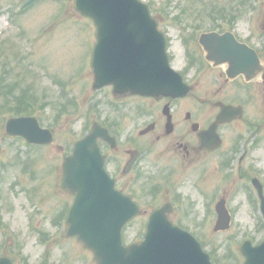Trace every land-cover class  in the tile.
I'll return each instance as SVG.
<instances>
[{
	"label": "rangeland",
	"instance_id": "1",
	"mask_svg": "<svg viewBox=\"0 0 264 264\" xmlns=\"http://www.w3.org/2000/svg\"><path fill=\"white\" fill-rule=\"evenodd\" d=\"M23 1L25 0H0V254L13 257L15 264L18 263L17 247H22L35 260H40L41 252L47 249L40 244L39 232L50 226L52 216L60 212L67 202L68 194L59 185L61 163L74 141L95 121L97 113L91 111V104H99L102 117L107 116L105 113H110L113 118H117V112L109 104L122 103V98L120 101L108 98V89L96 95L91 89L92 72L88 62L94 40L93 23L74 9V0H39L18 12ZM142 1L149 5L155 18L160 20L162 28L169 30L171 48L177 56L175 63L182 68L188 69L195 59L203 55L196 43L199 31L193 32L192 29L196 22L206 23L210 11L225 14L226 10L230 9L235 13L238 9L241 13L237 15L239 23L252 25L254 30L262 29L264 34V0ZM175 14L182 16L181 22L171 21ZM198 51L199 55L195 56ZM205 80L207 78L201 81L203 85H206ZM14 82L17 83L14 94H32L36 97V103L29 108L42 126L52 129V144L28 146L24 139L9 138L4 133V123L12 115L5 104L4 95L8 92L6 85ZM161 98L163 97L145 102L152 107H161L164 102L159 100ZM189 98L175 101L176 109H180ZM68 99L76 106L69 107L66 103ZM136 100L127 99L124 103ZM63 106L70 111L60 112ZM259 110L264 115L263 104H260ZM137 112L135 107L133 112H127L133 116L134 124L130 117H120V127L131 131L141 120ZM248 113L254 117L258 114L254 107H249ZM259 121L262 123L259 133L262 140L255 155L258 159L256 166H259L264 178V116ZM231 131L232 128L229 127L225 136H229ZM150 142L157 143L158 140L154 138ZM157 145L159 149L161 144ZM152 151H157V147H153ZM184 173L191 176L186 171ZM215 174V177L208 179L209 185L210 182L212 185L219 181L214 179L220 175L219 172ZM197 175L195 173L193 180ZM239 177L233 176L229 181L230 185L226 184L228 187H216V194L228 195L235 215L234 226L228 233L236 232L239 235L237 237H240V230L251 229L254 240L258 241L261 234L254 227L258 218L261 221V217L249 202L250 190L244 192L234 188L242 182L245 183L244 177ZM190 179L191 177L184 176L185 183L181 191L186 197L201 204L208 194L204 197L198 186H195L198 189L195 191L191 187ZM15 180L19 182L14 183ZM200 187L208 192V188ZM208 187L213 190L211 186ZM141 231L142 224L139 221L129 224L125 231L126 241L130 242ZM207 233L210 244L216 245L219 264L238 262L237 257L230 259V251L235 248L239 239L226 241L228 233H214L212 225ZM225 242L230 246H223ZM53 249L54 251H50L55 255L50 252L49 259L56 256V252L65 249L71 264H95L92 253L84 250L82 245H77L72 239L65 238L63 246H54ZM225 254L228 256L225 257Z\"/></svg>",
	"mask_w": 264,
	"mask_h": 264
},
{
	"label": "flooded vegetation",
	"instance_id": "2",
	"mask_svg": "<svg viewBox=\"0 0 264 264\" xmlns=\"http://www.w3.org/2000/svg\"><path fill=\"white\" fill-rule=\"evenodd\" d=\"M233 12L230 9L225 14L211 11L206 23L197 25V37L205 32L225 34L222 44L215 43L211 47L212 58L206 57L197 41L203 55L195 59L188 69L175 63L177 56L171 58L173 65L181 71L183 79L191 87L185 96L163 97L159 99L164 101L161 107H152L145 101L158 98L138 95L114 97L108 86L112 101H120L122 98V103L109 104L117 112L118 119L104 112L107 114L105 118L115 127L111 128L115 143L111 146L102 139L98 141L100 152L104 155V166L114 179L117 190L131 197L142 208H156L170 202L173 209L168 215L169 219L199 239L209 236L207 229L216 220V187H228L226 184L230 185L232 177L240 175L244 177L245 183L236 185L235 189L255 192V183L258 181L264 188V178L259 166H256L258 159L255 155L262 140L259 135L262 123L259 120L264 116L262 110H259L260 104L264 105V34L262 29L254 30L252 25L239 23L237 15L241 14L240 10ZM160 28L167 33L161 26ZM199 53L198 51L195 56ZM205 78L206 85H203L201 81ZM131 98L137 100L124 103V100ZM185 98L189 99L177 110L175 101L180 102ZM221 104L236 106L240 108L241 114L229 122L219 123L215 130L219 139L210 137L213 145L201 148V133L215 121ZM134 107L141 120L131 131H126L118 121L120 117L127 116L134 124L133 116L127 113L133 112ZM249 107H254L258 113L255 117L248 113ZM229 127L232 128L230 134L233 135L225 136ZM154 138L158 140L157 143L150 142ZM159 143L161 147L158 149ZM153 147H157V151H152ZM217 171L220 175L214 179L219 181L212 185L210 182L209 185L208 179L215 177ZM195 173L198 175L193 180ZM184 176L191 177L189 182L195 191L198 190L195 186L208 188L207 199H203L201 204L186 197L181 191L185 183ZM208 186L213 190H209ZM67 194L66 199L70 202L72 197ZM156 195L160 199L155 198ZM227 197L228 195L223 196V199L233 217L234 212ZM251 204L256 205L254 195ZM146 211L143 210L141 217L146 216ZM64 212L65 209L53 215L50 226L39 232L40 244L48 249L41 252L40 260H35L22 247H17V264H71L65 249L56 252L57 255L49 259L50 250L54 251V246H63L65 238L81 245L76 237L66 235ZM234 222L235 220L229 230ZM263 223L258 218L254 227L262 237ZM230 235L234 238L239 236L236 232H231ZM240 235L245 239H254L251 229L240 230ZM51 253L55 255L54 252Z\"/></svg>",
	"mask_w": 264,
	"mask_h": 264
},
{
	"label": "water",
	"instance_id": "3",
	"mask_svg": "<svg viewBox=\"0 0 264 264\" xmlns=\"http://www.w3.org/2000/svg\"><path fill=\"white\" fill-rule=\"evenodd\" d=\"M74 6L90 16L97 26V43L91 61L94 88L113 84L115 93L179 94L180 78L168 67L164 39L144 3L139 0H75ZM201 41L208 48L207 41ZM122 51H125L123 56ZM5 131L23 136L29 143L52 141L51 132L42 129L31 116L9 118ZM107 135L101 126L94 125L63 161L62 186L75 194L67 218L69 234L77 235L93 251L97 264H211L196 241L190 244L168 222L164 208L151 214L146 237L140 244L121 245L119 230L138 209L117 197L113 181L103 172L96 137ZM253 250L256 252L250 256L242 248L246 256L244 264H260L264 245ZM0 264H11V261L0 257Z\"/></svg>",
	"mask_w": 264,
	"mask_h": 264
},
{
	"label": "trees",
	"instance_id": "4",
	"mask_svg": "<svg viewBox=\"0 0 264 264\" xmlns=\"http://www.w3.org/2000/svg\"><path fill=\"white\" fill-rule=\"evenodd\" d=\"M16 85H17V84H16V82H14V83L10 84V86H11V87H14V88H15V86H16ZM20 103H21V102H20ZM20 103H19V104H20ZM19 104L17 105L16 109H18V108H19Z\"/></svg>",
	"mask_w": 264,
	"mask_h": 264
}]
</instances>
